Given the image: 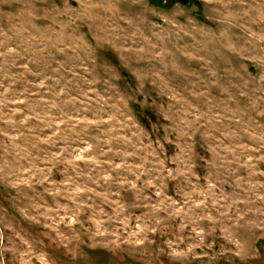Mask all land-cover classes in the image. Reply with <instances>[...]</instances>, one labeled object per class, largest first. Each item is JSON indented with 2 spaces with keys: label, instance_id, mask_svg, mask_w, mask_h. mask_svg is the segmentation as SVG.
I'll use <instances>...</instances> for the list:
<instances>
[{
  "label": "rangeland",
  "instance_id": "obj_1",
  "mask_svg": "<svg viewBox=\"0 0 264 264\" xmlns=\"http://www.w3.org/2000/svg\"><path fill=\"white\" fill-rule=\"evenodd\" d=\"M0 264H264V0H0Z\"/></svg>",
  "mask_w": 264,
  "mask_h": 264
},
{
  "label": "clouds",
  "instance_id": "obj_2",
  "mask_svg": "<svg viewBox=\"0 0 264 264\" xmlns=\"http://www.w3.org/2000/svg\"><path fill=\"white\" fill-rule=\"evenodd\" d=\"M98 69L99 71L103 74L104 72V66H105V59L103 54H98ZM117 73L113 69L112 72H109L108 75L111 78L113 75H116ZM118 85L122 87V89L125 91L126 94L130 93L133 97L136 95V90L135 89H130L127 84H121V82L113 81V83L109 84L108 87L110 89L117 88ZM112 119H115L114 117ZM91 123H102V121H95V122H90V121H83V128L82 131H86ZM105 143H111V141H105ZM96 148L97 145L93 144H87V146L83 150H78V152L75 154V156L72 157V159L69 160V163L73 164L75 167H78L76 165V160H82L84 163L88 164L91 162L92 164H97L99 161L97 160V155H96ZM103 154V153H101ZM118 167H124L123 165H113V168H118ZM101 178L105 180V182H108L111 177L103 175L101 173ZM73 197L79 196L82 192L87 193L91 191V189L87 188L86 185H76L75 182H73Z\"/></svg>",
  "mask_w": 264,
  "mask_h": 264
},
{
  "label": "water",
  "instance_id": "obj_3",
  "mask_svg": "<svg viewBox=\"0 0 264 264\" xmlns=\"http://www.w3.org/2000/svg\"><path fill=\"white\" fill-rule=\"evenodd\" d=\"M178 1H181V2H183L184 4H189V0H178Z\"/></svg>",
  "mask_w": 264,
  "mask_h": 264
}]
</instances>
